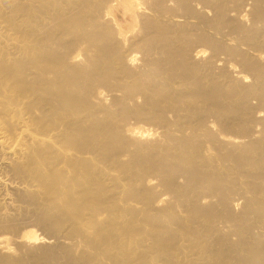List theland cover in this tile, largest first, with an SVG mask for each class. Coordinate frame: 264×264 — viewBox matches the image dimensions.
Returning <instances> with one entry per match:
<instances>
[{"label": "bare ground", "instance_id": "1", "mask_svg": "<svg viewBox=\"0 0 264 264\" xmlns=\"http://www.w3.org/2000/svg\"><path fill=\"white\" fill-rule=\"evenodd\" d=\"M0 264H264V0H0Z\"/></svg>", "mask_w": 264, "mask_h": 264}, {"label": "rangeland", "instance_id": "2", "mask_svg": "<svg viewBox=\"0 0 264 264\" xmlns=\"http://www.w3.org/2000/svg\"><path fill=\"white\" fill-rule=\"evenodd\" d=\"M115 15H116V17H117V19H118V22L119 23H121L122 25H125L126 24V17H125V15H124V12H123V10H119V11H115ZM208 51H206L205 53H207ZM208 54V53H207ZM254 101H257V100H253L252 102L253 103H255V105L256 104H258L257 102H254ZM259 112L261 113V114H263V111L260 109L259 110ZM133 122V121H132ZM129 131L130 132H134V133H138V134H143V135H150V136H153L154 135V132H153V130H151L152 129V127H149L148 125H143V123H136V122H133L129 127ZM152 133H153V135H152ZM14 199V198H13ZM15 200V199H14ZM12 204H15L14 202H13V200H12ZM30 220H32V219H26L25 220V222L23 223L24 224V227L26 226H28L27 227V229L25 228V230L26 231H31V232H33V233H35V234H40V235H42L43 234V231L41 230L40 231V228L38 227L37 228V225L35 224L34 225V222L33 221H30ZM32 222H33V224H32ZM27 225H26V224ZM30 223V224H29Z\"/></svg>", "mask_w": 264, "mask_h": 264}]
</instances>
